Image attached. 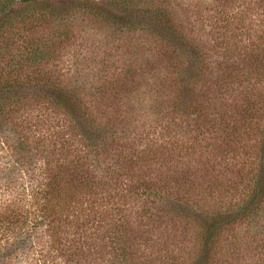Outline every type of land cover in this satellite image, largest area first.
I'll list each match as a JSON object with an SVG mask.
<instances>
[{"label": "trees", "instance_id": "1", "mask_svg": "<svg viewBox=\"0 0 264 264\" xmlns=\"http://www.w3.org/2000/svg\"><path fill=\"white\" fill-rule=\"evenodd\" d=\"M168 1L0 0V264H91L96 260L93 256H103L107 245L98 243L94 233L86 234L88 224L95 227L94 232L105 228L103 239L112 244L113 258L107 264H162V248H153L160 245L157 241L144 239L143 245L149 241L156 245L143 250L135 247L136 239L128 234L133 220L124 208L130 200L161 206L169 198L164 180L161 188L166 194L151 186L143 173H150L148 165L155 160V152L166 148L164 142L179 123L188 132L215 137L223 153L221 161H231L224 171L231 174L233 199L213 210L187 202L186 211H191L183 217L185 226L178 241L190 246L177 257L164 248L170 253L166 255L169 263L250 264L253 239L261 238L263 246L264 39L248 46L223 40L219 53L173 18ZM78 17L100 25L115 40L138 35V50L146 44L156 49L152 62L127 68L114 82L93 87L81 82L64 84L61 76L44 77L41 68L53 64L69 47L71 23ZM25 69H34L33 77H22ZM147 72L156 77L155 87H147L149 99L165 104L162 118L155 120L166 132L159 140L152 138L146 126L142 132L127 130L130 123L118 108H112L107 121H99L96 111L101 113V107L93 104L102 103L118 88L139 97L135 85ZM37 104L52 116L64 118L62 126L78 145L74 159L62 158L68 148L47 147L46 141L58 132L42 133L47 122L36 118L31 124L29 112ZM37 129L41 134L34 140L32 133ZM143 133L152 139L147 141ZM51 143L54 147L56 142ZM123 143L134 155L106 162V148ZM66 144L67 139L61 145ZM215 149L207 156L214 158ZM241 152H247L248 160L232 162ZM55 155L58 158L53 159ZM120 172L129 184L120 182ZM113 211L125 212L115 229L110 222ZM160 220L157 216L156 223ZM237 223L245 225L252 240L233 236L222 243ZM68 234L72 236L67 238ZM85 251L91 259H84ZM256 261L253 264H264V259Z\"/></svg>", "mask_w": 264, "mask_h": 264}, {"label": "rangeland", "instance_id": "2", "mask_svg": "<svg viewBox=\"0 0 264 264\" xmlns=\"http://www.w3.org/2000/svg\"><path fill=\"white\" fill-rule=\"evenodd\" d=\"M59 3L58 1L55 2L56 7H58ZM168 3L171 5L175 20L179 21L184 28H190L193 31V35L200 36L205 47H211L212 49L217 47L219 53L223 49V46L220 45L223 40L230 44L238 41L241 46H248L253 41H256L257 38L264 39V0H169ZM71 26L72 40L69 43V47L57 55V60L53 64L50 62L41 68V73L44 77L52 76L51 78L54 79L56 76H61L59 80L64 84L71 85L74 82H81L88 87H93L100 84L107 85L104 82L109 84L114 82L113 80L118 79L119 75L122 77L123 71L127 68L138 67L148 61L152 62L151 57L155 54L156 49H154L153 45L147 46L146 44V47L144 46L143 48L144 50H138L136 45L140 41H138L139 36L136 34H130L124 39L115 40L100 25L86 21L82 17L75 18ZM150 68H152V63ZM31 71H34V69H25L22 77H25V75L33 77ZM19 72L16 73L18 74ZM119 82H122V85L125 82L124 78ZM155 83V75L152 72L150 74L147 72L144 75V79L138 81V84L135 85V88H139V97L135 92L125 95L118 88L102 103L94 102V105H97V107L100 105L101 107V113L96 111L97 118L101 122L107 121L112 116V108H118L119 112L125 116V120L130 123L129 126H126V129L131 133L142 132V128L146 126L145 129L147 128L146 131L152 134V138L161 139L166 132L161 130L158 126L159 123H156L155 120L162 118L165 104H154V101L150 100L147 94V87H155ZM170 89L172 88L170 87ZM155 93L156 90L154 96ZM203 101H207L206 98H203ZM150 107L152 108L148 111ZM33 108L29 112L30 117H32L31 124L36 123L37 118L38 121L44 120L47 122L45 123L46 126L42 128V133L50 134L53 129L58 131L53 133V136L46 141L47 147L51 150L68 148L66 157L62 158L67 161L74 159L77 156L75 149L78 148V145L74 137L62 126L64 118L59 115L58 117L52 116L47 109H41L42 105L37 104ZM179 124L180 126L171 131V138L166 139L164 142L166 148L163 150L156 148L155 160L148 165V170L151 174L145 173L146 170L143 173L145 179L151 181L149 183L151 186L154 185L159 193L166 194L161 188L164 180L165 186H168L166 190L169 198H164L161 201V206L159 205L160 203L151 205L137 200H130V203L124 208V211L126 210L129 214V218L133 220V225H130L128 234L132 235L129 236L132 240L136 239L138 245L135 247L143 250L149 245H156L151 243L152 241L143 245L144 239L157 241L156 243L160 245L153 248H162V264H170L166 258V255L170 253H165L163 251L164 248L177 257V255H185L183 250H188L187 247L190 246L186 242L185 244L182 243V246L186 247L185 249L178 241L180 238L179 233L185 226L183 217L187 212L191 211H186V209H189L187 202L190 205L191 201L198 202L199 206L204 205V208L209 206L213 210L215 205H227L233 199V197H230L231 193L229 191L231 174L230 171H224L225 164L229 165L231 161L229 159L221 161L223 153L219 151L215 137L209 134L204 137L203 135H198L199 132L197 131L188 132L184 124ZM47 126H49L50 131L45 132ZM58 133L61 134L60 139L58 138ZM40 134L41 129L33 132L34 140ZM147 137L143 133V138L147 141L152 139L150 137V139H147ZM65 139L68 140V144L61 145ZM130 140L132 141L133 139ZM49 141L56 142L54 147ZM175 145H177L176 148ZM121 148H126L123 153ZM214 148H216L215 152H218L214 155V158L211 155L207 156L208 153L213 154ZM221 148L224 147L222 146ZM106 149L107 153L103 158L109 163L116 159H125V155L128 154H130L129 156L134 155V152L129 149L128 143H123L120 147ZM154 149L152 148L151 152ZM52 157L56 159L58 155ZM245 159L248 160L247 152H244V154L241 152L239 157H234L232 162L236 160L241 162L245 161ZM222 171L224 173H221ZM216 178L217 182H214ZM119 180L129 184L126 183L125 179H122L121 172ZM176 181L179 184H176ZM238 190H241V187ZM177 192L179 194H176ZM109 208H106V210L108 211ZM102 210L105 209L103 208ZM124 211H120L117 214L113 211L110 214L112 218L110 222L114 224V229L117 220L125 213ZM195 215L197 216V214ZM157 216L161 218L159 223H156ZM202 216L204 215L202 214ZM235 225L236 227L231 232H227L223 236L222 243H226V238L228 241L232 240L233 236H236L237 239L239 237L245 240L247 237L252 240L251 234L247 233V228L244 224L239 225L237 223ZM87 228V235L94 233L95 238L99 241L98 243L101 242L107 245L103 256L100 259H98L97 255L93 256V259L95 257L96 260L91 264H107L108 260L113 258L110 253L112 244L109 241L107 243L103 239L102 233L105 228L95 232L94 226L88 224ZM108 228L110 229L111 226H108ZM250 230L253 231V229ZM71 236L72 234H68L67 238ZM183 239L185 240V238ZM259 239L261 238L253 239L250 264H253L256 258L257 261L264 259V243L262 246L258 241ZM158 241L163 244L158 243ZM256 241L258 242L256 243ZM88 242L90 243V241ZM91 250L96 252V249L91 248ZM252 255L254 256L252 257ZM83 256L85 260L92 258L87 251L84 252Z\"/></svg>", "mask_w": 264, "mask_h": 264}]
</instances>
